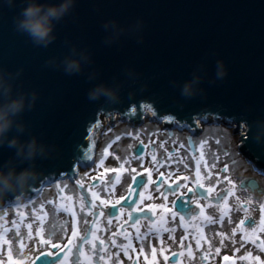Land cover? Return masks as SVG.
<instances>
[{"label": "water", "instance_id": "water-1", "mask_svg": "<svg viewBox=\"0 0 264 264\" xmlns=\"http://www.w3.org/2000/svg\"><path fill=\"white\" fill-rule=\"evenodd\" d=\"M24 6L16 0L10 9L0 0V67L14 76L20 72L11 81L13 96L37 93L32 110L17 118L26 127L19 138L24 142L36 137L46 146L47 157L34 161L40 175L21 199L9 194L0 200V212L32 203L57 183L74 184L82 170L95 165L97 145L92 134L102 127L101 118L111 128L117 116L138 129L145 124L149 108L151 121L168 130L185 128L193 137L200 134L197 122L230 126L240 137L239 154L264 175V0H77L72 13L56 24L57 39L47 48L34 46L27 35L14 30L13 17ZM137 19L144 22L142 44L128 34L111 46L103 43L109 34L103 23L116 20L127 28ZM73 47V58L78 59L81 52L91 56L92 63L82 62L81 74L67 75L62 67L46 66L53 58L59 65ZM216 60L224 62L228 75L209 84ZM200 63L207 70L200 85L205 95L186 99L171 82L182 85L190 80ZM126 69L138 76L128 77ZM89 76L94 78L89 80ZM99 83L121 84V102L89 101L87 92ZM201 116L203 123L198 119ZM8 135L17 133L13 128ZM14 151L0 147V165L14 157ZM15 163L17 172L29 166V162ZM137 179L138 184L139 179L145 181ZM144 184L133 181L120 206L134 207ZM112 211L116 215L118 208ZM140 216L134 214L131 220ZM37 264H43L42 260Z\"/></svg>", "mask_w": 264, "mask_h": 264}, {"label": "rangeland", "instance_id": "rangeland-1", "mask_svg": "<svg viewBox=\"0 0 264 264\" xmlns=\"http://www.w3.org/2000/svg\"><path fill=\"white\" fill-rule=\"evenodd\" d=\"M144 120L146 121V119ZM117 123H119L118 119ZM200 124L197 122L200 134L193 137L185 128L168 130L164 128L163 124L156 122V125H160L162 128L160 130L163 131L160 133V139L152 138L153 132L137 134L125 124L126 129L121 132L122 136L119 139L110 142L105 140L106 144L97 146L96 160L98 163L101 160L105 162V170L99 171L100 174L96 175L88 172L81 179L76 180L74 184L59 183L61 186L67 185L74 188V193L68 194L62 188L56 187L49 200L35 203V208L29 203L26 205H31L26 208L23 207V209L14 210L11 208L5 210L6 212H0V250L9 247L8 236L17 231L25 233L24 241L22 243L18 241L15 245L18 250L17 256L13 257L4 251L0 255V264H37L39 259L42 260L43 264H73L75 259L73 251L66 249L69 247V241L75 244L81 236L78 221L81 214L88 217L91 231L88 233L87 243L81 247L78 253L76 264H113V262L115 264H183L182 259L184 262L186 259L187 264L191 259L195 260L197 264H201V257H203V264H264V243H262L264 242V175H261L245 162L238 152L239 135L235 134L234 129L230 126L222 124H219L220 128L225 127L228 133L225 143H227L229 150L237 152V158L230 160L226 165L221 164V168L228 167L226 173L205 166V159L200 155L201 150L196 141L202 142L205 136L212 133L219 134L222 129L218 132H213V130L207 132L214 123L209 126ZM166 131L174 133L168 135L165 134ZM190 140L193 142V151L196 152V157L190 160L191 168L180 171L184 165L180 164L178 168V161L173 159V156H179L181 160L185 159L182 153L187 149H182L179 145H187ZM165 141H169V143L161 147ZM138 147L143 150L135 151ZM98 148L105 149L106 155L100 156ZM170 149L175 151L170 153ZM111 152L115 154L116 160L110 159ZM153 156L161 161L159 166L152 159ZM189 156H191V152H189ZM223 159H227V157H223ZM122 161H128V163L122 164ZM244 163L252 169H249ZM201 167L204 169L203 172L200 171ZM242 167L248 169V174L242 175ZM132 176H140L145 179L138 201L141 197H147L149 200L147 205H159L161 210L167 209V205L170 203L177 213L174 220L172 216L166 217H171L169 219L174 221L179 234L172 232L173 229L170 228L158 237L160 239L164 238L165 235L173 237L175 239L174 244H177L179 248L178 254L172 250H166L164 262L157 259L159 254L153 247L155 237L146 241V249L132 251L133 247L138 246V241L132 239L130 242L129 238L147 232L148 222H150V217L144 210H141L142 208L140 210L135 209L138 201L131 208L120 206L132 186L134 181ZM109 178H111V183L108 182ZM161 180H163L162 183ZM158 184L163 191L153 190L156 196L149 198L151 190L155 189ZM178 184L182 187H176ZM169 185L175 189L170 190ZM188 188H192L193 191L189 192ZM208 188H211V191H206ZM221 189L226 191L225 198L221 202L212 204L209 201H204L205 194ZM81 190L89 202L88 209L84 208ZM57 192L60 194L56 195ZM164 193L168 195L167 200L162 198ZM187 195H190L189 210L194 213L196 211L200 215L199 220H195V215L187 216V214L179 212L186 206L180 201V198ZM41 203L52 208L60 217L57 221L58 224H62L65 219L68 220V235L64 238L65 242L61 244L59 249L53 248L51 243L48 244L47 248H44L43 244L37 247L36 244L31 243V239L39 242L43 236H31L30 233L38 224H47L50 219V217L43 216ZM178 204L180 208L177 207ZM113 206L118 208V213L115 216H108L107 214L101 216L99 214L101 209L105 213L111 212ZM211 207H217V209L211 210ZM91 212H96L94 219ZM134 214L142 216L133 222L131 218ZM184 217L188 218L185 219ZM221 217H224L223 224ZM210 218L214 219L216 223L209 224ZM249 218L255 221L254 231L240 224L241 220ZM229 219L235 224L234 228L227 225ZM109 220L112 221L111 224L108 223ZM29 223L32 224V229L28 228ZM208 228H212L214 231L208 232ZM73 231H75V236L72 235ZM41 232H43V227H41ZM157 234L159 235V233ZM100 237H112L114 242L113 240L107 241L111 245L110 249L103 248L98 257L95 253V246H103L106 242ZM210 242L214 248L220 250L215 252L209 260L202 249L208 248ZM185 245H189V247L186 248ZM125 249L130 253L127 256L124 255ZM256 256L259 257V260L255 259Z\"/></svg>", "mask_w": 264, "mask_h": 264}, {"label": "clouds", "instance_id": "clouds-1", "mask_svg": "<svg viewBox=\"0 0 264 264\" xmlns=\"http://www.w3.org/2000/svg\"><path fill=\"white\" fill-rule=\"evenodd\" d=\"M2 2L10 9L16 6V0H2ZM21 2L26 6L22 7L13 17L14 30L20 34L27 35L34 46L47 48L57 39L55 35L56 24L72 13L77 0H21ZM102 27L105 32L109 33L104 37L103 43L105 45L111 46L125 34L135 37L138 44L144 42L141 34L144 22L140 19H137L134 24L127 28L120 26L116 20H109L103 23ZM67 42L65 40V43ZM75 56L76 49L73 47L71 54L65 56L59 65L56 64L55 58L47 60L45 64L56 68L62 67L67 75L81 74L83 72L82 62L84 64L92 63L91 56L86 54V52H81L78 59L73 58ZM19 75V71L14 76L0 67V147L7 146L9 149L15 150L14 157L0 165V200L5 199L9 194H12L17 200L21 199L31 183L40 175L36 171L34 161L37 157H47L46 146L38 142L36 137L33 136L24 142L19 138L25 132L26 127L24 123L18 122L17 118L26 110L31 111L37 100L36 92H18L13 96L11 81ZM126 75L130 78L138 76L130 69H126ZM227 75L228 72L224 62L216 60L214 79L209 80V84L223 81ZM206 77V66L204 63H200L193 71L190 80L183 82L182 85H177L175 81L171 83L173 87H180V95L182 97L192 99L198 95L202 97L205 95V90L200 85ZM93 78V76L88 77L89 80ZM121 87V84L108 86L104 83H99L89 89L87 98L89 101H98L104 98L109 104H119L121 102L119 95ZM143 90L142 88L141 91ZM131 96L132 93H129V97ZM13 128L17 135L9 138L8 133ZM255 139L259 142L261 136L257 134ZM15 161L19 163L29 162V166L17 172V163ZM4 169H7V171Z\"/></svg>", "mask_w": 264, "mask_h": 264}, {"label": "snow or ice", "instance_id": "snow-or-ice-1", "mask_svg": "<svg viewBox=\"0 0 264 264\" xmlns=\"http://www.w3.org/2000/svg\"><path fill=\"white\" fill-rule=\"evenodd\" d=\"M136 109H133V113H135ZM148 111H151V109L149 108ZM153 115H155V113H153ZM202 123L204 122L205 118L203 116L198 118ZM215 119L219 120L221 119V117L216 116ZM169 122H174V121H169ZM244 130L247 131L249 130V127L247 125V123L244 124ZM228 136L227 131H221L219 134H215L212 133L210 135H207L203 138L202 142L201 141H196V143L199 144L200 147V155L204 157L205 159V166H210L211 169H217L219 170L221 173H226L228 171V167H223L221 168V164H227L230 160H234L237 158V152L235 151H231L228 148L227 143H225V138ZM117 139H119V137H117ZM169 143V141H165L164 144L161 145V147H164L165 144ZM180 148L184 149L186 148L187 150L184 151L182 153V155L185 157V159L181 160L179 156H173V159L178 161L177 167L179 168L180 164H183L184 167L180 168V171H184L185 169L191 168V164H190V160L196 157V152L193 151V142L190 140L187 142V145L184 144H180L179 145ZM142 149L141 147H138L135 149ZM143 150V149H142ZM151 150V149H149ZM170 153H173L175 150L174 149H170L169 150ZM189 152H191V156H189ZM141 153V152H140ZM140 155V154H139ZM137 155V156H139ZM161 156H163V153H161ZM223 157H227V159H223ZM99 158V157H97ZM89 159H91V156H89ZM153 160L156 161L157 166L160 165L161 161L156 157L153 156L152 157ZM101 163H103V161L101 160ZM128 163V161H122V164H126ZM201 172L204 171L203 167H201L200 169ZM132 179L134 181H136L137 185H142L145 181L143 179H139L140 183L138 184V179L136 176H132ZM109 183H111V178H109L108 180ZM163 182V180H161V183ZM57 188H62V190L66 191L68 194H72L75 192L74 188H71L67 185L61 186V185H57ZM94 187H96V185H94ZM170 190H172L171 185L168 186ZM176 187H182V185H176ZM189 192H192L193 189L192 188H188L187 189ZM155 191L157 192H162L163 190L159 187V184L156 186ZM206 191H211V188L206 189ZM60 193L57 192L56 195H59ZM225 193L221 192L219 195H217L215 197L216 201L219 202V200L223 199ZM81 197L84 200V208L88 209V200L87 197L83 195V191L81 190ZM163 199L167 200L168 199V195L167 193H164V195L162 196ZM48 203H51V201H48ZM175 202L173 201V204ZM32 207L35 208V203L32 204ZM41 209L43 210V216L44 217H50L49 222L47 224H38L36 226V228L30 233L31 236H43V239L39 242H37V240L35 239H31V243L32 244H36L37 247H40V244L44 245V248H47L48 244L51 243L53 248L59 249L61 244H63L65 242V237L68 235V220H64L62 224H58L57 221L60 219V217H58L55 213V211L52 208H48L46 207L45 204L41 203L40 204ZM115 207V206H113ZM99 214L101 216L107 214L108 216H113L115 215V212H108L105 213L102 209L100 210ZM173 216L176 215L175 212L172 213ZM194 215V212H189L188 216ZM91 216L93 217V219L96 216V212H91ZM211 216V214H210ZM185 219H187L188 217H184ZM221 222L223 224L224 222V217H221ZM78 221H79V226H80V232H81V236L78 239V241L73 244L72 241H69V247L68 249H66L67 251H73V256L75 257V259L73 260V264H76V261L78 260V253L81 250V247L83 245H85L88 241V233L91 231V226L89 225L88 222V217L86 215L81 214L78 217ZM209 224H215L216 221L214 219H209ZM109 224L112 223L111 220H109L108 222ZM255 221L251 218L247 219V220H241L240 224L241 225H245L247 228L249 229H253V225H254ZM227 225H231L233 228L235 227V224H233L232 220L229 219L227 221ZM227 225H224L225 227ZM41 227H43V232H41ZM28 228L32 229L33 226L31 223L28 224ZM255 229H253L254 231ZM214 229L212 228H208V232H213ZM72 235L75 236V231L72 232ZM181 235H183V233H181ZM155 236L154 233H149V232H142L139 235H135L132 238H129L130 242L132 239H134L135 241H138V246L133 247L132 251H138L140 249H146L147 245H146V241L149 239H152ZM8 241H9V247L7 249L4 250H0V255L3 254L4 251L8 252V254L12 255L13 257L17 256L18 250L15 248V245L17 244V242H23L25 239V233L22 231H17L16 233H14L13 235H10L7 237ZM100 239L105 240V244L103 246L101 245H97L95 246V253L96 255L99 257L101 255L102 249L103 248H109L111 247V245L109 243H107V241L109 240H113L114 239L112 237H100ZM169 239H171V237H169ZM223 243V241H222ZM264 243V242H262ZM185 247H189V245H185ZM74 249V250H73ZM43 250V249H42ZM219 248H214V245L210 242L208 248L206 249H202V251L204 252L205 255H207L208 259L210 260L212 258V255L215 252H219ZM129 251L127 249L124 250V255L127 256L129 255ZM225 259H227V257H225ZM256 260H259V257L256 256L255 257ZM113 264H115V262H113ZM201 264H203V257H201Z\"/></svg>", "mask_w": 264, "mask_h": 264}, {"label": "bare ground", "instance_id": "bare-ground-1", "mask_svg": "<svg viewBox=\"0 0 264 264\" xmlns=\"http://www.w3.org/2000/svg\"><path fill=\"white\" fill-rule=\"evenodd\" d=\"M151 118H152L151 112L148 111V110H145V119H146L145 124L142 127L138 128V129H135V128H131V129H133L134 132H136L137 134H143V133H147L148 134L149 132H153V137L152 138L157 137V139H160L161 138V134L160 133L163 132L160 129H162V128H160L161 127L160 125H156V121H151L150 120ZM117 119H118L117 117H114L115 124H114V127L111 128L110 125L108 124V122L105 120V118H101L100 123H101L102 127L101 128L97 127V128L94 129L93 134H92V140L94 141L93 143H96L97 146H100V145L102 146L103 143L106 144L105 140L110 142V141H115L117 139V137L120 138L122 136L121 132L126 129V125L128 126V124L124 123V122H121L120 120H118L119 123H117ZM210 127H211V129H208L209 131H207V132H210L212 130H213V132H218L221 129H222V131H226L225 127L220 128V125H217L216 123L212 124V126H210ZM173 133L174 132H167V131L165 132V134H168V135H172ZM98 154H100V156L106 155V150L103 149V148H98ZM111 155L112 156L110 157V159L113 158V160H116L115 154L111 152ZM95 162L96 163H95L93 168L88 169V170H82L80 172V174H79L78 179H81L88 172L89 173H93L92 175H96V174H100L99 171H103V170L106 169L105 162L98 163L96 158H95ZM247 171H248L247 168H245V167L241 168L242 175L243 174H245V175L248 174ZM64 184H67V182H65ZM57 185H59V183L44 189L42 194H41V196L36 201H34L33 203H38V202L43 201V200H49V198L52 196L54 190L56 189ZM172 189H175V188H172ZM153 190H155V189L151 190V194L148 196L149 198H154L156 196V194L154 193ZM173 192H175V191H173ZM221 192L226 193L225 190L221 189V190H215V191H212L211 193L205 194V196L203 197L204 201H209L212 204H214L215 202H217L215 197L217 195H219ZM189 196L190 195H187V196H184V197L180 198V201H182V203H185L186 206H185V208H182L179 212L183 213V214H187V216H188V213L191 212V210H189L190 208L188 206ZM223 198H225V195H224ZM222 200L223 199L219 200V202H221ZM148 201L149 200H148L147 197H141L139 199L138 203L136 204L135 209L137 208V210H140L142 208L141 210H144L148 214V216L150 217V222H148L149 228H147V232L155 234L154 237L156 238V240L153 241V247H154L155 250L158 251L159 256H157V259L159 261H161V262H164V259H165V253L164 252L166 250H172V252H176L177 254L179 252V248L177 247V244L176 245L174 244L175 239L173 237L171 239H169V237H171V236L168 237V236L165 235L164 238H162V239L158 238L161 233H165V231L167 229H170V228L173 229L172 232L176 233L177 235L179 234L178 233L179 231H177V229L175 227V224H174V221H173L175 219V217L172 215V213L173 212L176 213V211L173 210L172 205L170 203L167 205V207H168L167 209L163 208L161 210L159 205H156V206H151L149 204L147 205ZM33 203H31V204H33ZM30 205H26V206L24 205V206H20V207L13 208V209L14 210L23 209V207L26 208V207H29ZM210 209L211 210H215V209H217V207H211ZM194 215L196 217L195 220H199L200 219L199 218L200 215L198 213H196V211H195ZM166 216H172L173 220L169 219L171 217L167 218ZM163 217H165V218L163 219ZM157 233H159V235ZM182 263L183 264H187L186 259H185V262L182 259ZM189 264H197V262L195 260L191 259Z\"/></svg>", "mask_w": 264, "mask_h": 264}]
</instances>
